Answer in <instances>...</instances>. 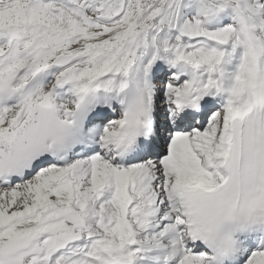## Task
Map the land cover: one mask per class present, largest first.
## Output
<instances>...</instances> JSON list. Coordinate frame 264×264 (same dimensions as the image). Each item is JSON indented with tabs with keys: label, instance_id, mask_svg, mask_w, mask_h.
Instances as JSON below:
<instances>
[{
	"label": "snow or ice",
	"instance_id": "obj_1",
	"mask_svg": "<svg viewBox=\"0 0 264 264\" xmlns=\"http://www.w3.org/2000/svg\"><path fill=\"white\" fill-rule=\"evenodd\" d=\"M0 264H264V0H0Z\"/></svg>",
	"mask_w": 264,
	"mask_h": 264
}]
</instances>
